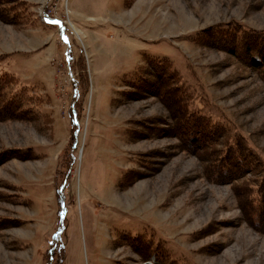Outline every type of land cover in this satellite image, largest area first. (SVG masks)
<instances>
[{
    "label": "rangeland",
    "instance_id": "rangeland-1",
    "mask_svg": "<svg viewBox=\"0 0 264 264\" xmlns=\"http://www.w3.org/2000/svg\"><path fill=\"white\" fill-rule=\"evenodd\" d=\"M223 24L264 30V0H0V69L30 94L0 120L29 157L0 160V264H264V67L207 38ZM152 55L207 123L122 79Z\"/></svg>",
    "mask_w": 264,
    "mask_h": 264
},
{
    "label": "trees",
    "instance_id": "trees-1",
    "mask_svg": "<svg viewBox=\"0 0 264 264\" xmlns=\"http://www.w3.org/2000/svg\"><path fill=\"white\" fill-rule=\"evenodd\" d=\"M3 20L6 23L12 24L5 18H3ZM207 32L209 33V37L207 38H210L211 40H218L219 46L221 48L232 52L233 54L238 53L241 57L245 55L247 57L249 56L253 58V60L250 62L255 68L260 69L264 67V30H254L239 24H223L219 28H213V30L209 29ZM200 40L201 37H199V41ZM199 41L198 43H200ZM145 56V64L141 65L139 68H136L132 72L124 74L122 79L127 80L129 82L128 84L133 85L137 91H144L152 96H158L160 94L161 99L168 97L169 102H165L167 106L170 108L171 105L176 103L175 105H177V110L182 112L186 111L188 118L190 117L191 119L193 117H197L194 116V111L190 110L191 113L189 112V101L191 99L189 90L186 86H184L181 75L176 69L173 68L167 57L158 55H152L150 57ZM1 58L2 56L0 55V62ZM161 88L163 89L161 91L162 93L159 92ZM27 92H29V88L20 84L18 85L16 76L13 72H10L5 68L0 69V120L16 119L25 114L24 108L28 104L30 97V94H27ZM132 94L134 95V92ZM187 117L184 119L185 121H188ZM195 120L197 121L203 119H201V116H198L195 118ZM210 123L213 125L216 124L212 120ZM211 128L212 129L210 130H213V127ZM218 130L220 129H217L215 132ZM222 130H224V127ZM73 141L74 139L72 138V147ZM23 151L25 150L18 147L6 149L0 152V160L4 161L15 158L20 160H28V155L24 154ZM223 156L222 162L219 160L217 163L218 167L216 168L217 170L215 173L218 176L220 172L227 171L226 168H229L232 164L231 158L233 159V157L228 155V152L224 151ZM73 159V154L71 152V164L74 162ZM237 162L232 167L238 166L239 164ZM231 174L232 172H230V175ZM127 176L128 175L125 177ZM259 192V196H257L255 201H253V206L256 210L253 218L257 221L256 225H259V221L261 220L264 212V185L259 186ZM142 245L143 247L149 246L148 244L144 243H142ZM47 255V262L45 264H64V254H62V250L58 252L56 249H48ZM161 255L162 254L158 253L156 256L162 263L163 261L161 259H166L167 256L163 257L162 255L161 258ZM167 258L169 259L170 257ZM165 262L167 263V261Z\"/></svg>",
    "mask_w": 264,
    "mask_h": 264
},
{
    "label": "snow or ice",
    "instance_id": "snow-or-ice-1",
    "mask_svg": "<svg viewBox=\"0 0 264 264\" xmlns=\"http://www.w3.org/2000/svg\"><path fill=\"white\" fill-rule=\"evenodd\" d=\"M57 23H59V22H57Z\"/></svg>",
    "mask_w": 264,
    "mask_h": 264
}]
</instances>
